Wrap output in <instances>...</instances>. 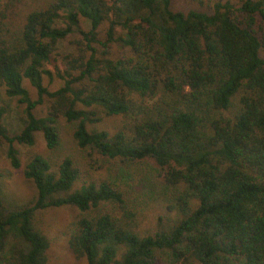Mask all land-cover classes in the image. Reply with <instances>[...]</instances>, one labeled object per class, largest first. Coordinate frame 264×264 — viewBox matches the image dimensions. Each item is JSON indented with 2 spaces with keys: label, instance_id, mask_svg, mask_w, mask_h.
Returning <instances> with one entry per match:
<instances>
[{
  "label": "trees",
  "instance_id": "trees-1",
  "mask_svg": "<svg viewBox=\"0 0 264 264\" xmlns=\"http://www.w3.org/2000/svg\"><path fill=\"white\" fill-rule=\"evenodd\" d=\"M1 1L0 88L24 119L9 132L0 106V147L13 169L14 145L35 134L50 155L28 154L27 204L0 196V264H46L37 216L61 207L76 212L66 244L85 264H264V0L186 12L172 0H38L21 20L22 0ZM72 35L74 53L56 58ZM99 116L118 118L112 133ZM59 119L85 159L147 166L138 200L161 211L152 226H140L138 195L53 155Z\"/></svg>",
  "mask_w": 264,
  "mask_h": 264
},
{
  "label": "rangeland",
  "instance_id": "rangeland-1",
  "mask_svg": "<svg viewBox=\"0 0 264 264\" xmlns=\"http://www.w3.org/2000/svg\"><path fill=\"white\" fill-rule=\"evenodd\" d=\"M2 0L1 2H4ZM38 0H22L20 5H16L15 15L20 20L31 10L37 6ZM202 4V5H201ZM238 6V5H237ZM171 9L186 12L188 10L207 11L206 2L201 0V3L192 0H172ZM15 19V18H14ZM17 19V18H16ZM258 20V18H256ZM79 26L83 30L88 29V23L84 20H79ZM105 26H102L104 29ZM75 35L68 36L64 41L57 42L54 56H58L66 53H74L72 42L77 39ZM42 84L48 89L53 91L57 89L61 82L57 79H52L49 83L46 78H43ZM24 88L28 91L29 96L33 99L35 93L27 82H23ZM0 106L5 108V114L3 117V124L7 127L9 132H18L23 126V116L20 113V107L16 106V101L13 98H8L4 95L3 89L0 88ZM44 106L37 108V113H42ZM100 120L97 123V128L112 133L118 124V118H108L99 116ZM60 126V144L58 150L54 152V156L60 159L64 156L70 157L78 166L80 171L81 180L100 182H109L119 190H125L127 196H137L136 210L140 217V226L143 229H147L148 226H152L154 216L160 215L161 211L154 204L147 205L138 200L145 187L149 184L142 181L145 177L146 170L145 164H138L135 166L121 165L114 161L96 160L89 161L84 158L83 154L73 145L69 137V129L59 119ZM14 147L18 150L20 167L13 169L9 166L8 160L5 156V146L0 147V196L3 202L9 206H21L27 204L33 197V187L29 181L25 180L22 176V167L26 163L29 153H34L42 156H49L46 151L44 142L39 134H35L33 146L30 148H23L17 145ZM139 173H142L139 176ZM76 216V212L67 207L47 209L38 214V228L45 235L48 240V249L46 251V264H85L84 259H75L68 250L66 244L65 231L70 222ZM10 243L7 242V246ZM160 264V263H158Z\"/></svg>",
  "mask_w": 264,
  "mask_h": 264
}]
</instances>
